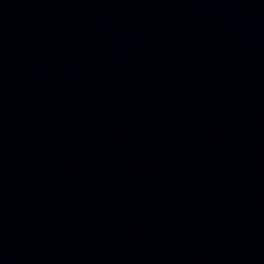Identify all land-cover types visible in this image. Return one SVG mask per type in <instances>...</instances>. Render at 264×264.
Returning <instances> with one entry per match:
<instances>
[{
    "label": "water",
    "instance_id": "obj_1",
    "mask_svg": "<svg viewBox=\"0 0 264 264\" xmlns=\"http://www.w3.org/2000/svg\"><path fill=\"white\" fill-rule=\"evenodd\" d=\"M0 264H264V0H0Z\"/></svg>",
    "mask_w": 264,
    "mask_h": 264
}]
</instances>
